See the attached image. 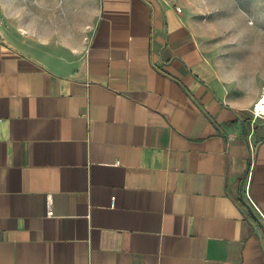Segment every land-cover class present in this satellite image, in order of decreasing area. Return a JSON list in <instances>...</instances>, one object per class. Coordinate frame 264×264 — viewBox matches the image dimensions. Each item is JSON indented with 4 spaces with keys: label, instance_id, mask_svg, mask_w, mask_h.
<instances>
[{
    "label": "crops",
    "instance_id": "crops-1",
    "mask_svg": "<svg viewBox=\"0 0 264 264\" xmlns=\"http://www.w3.org/2000/svg\"><path fill=\"white\" fill-rule=\"evenodd\" d=\"M182 9L0 0V264H264V57Z\"/></svg>",
    "mask_w": 264,
    "mask_h": 264
},
{
    "label": "rangeland",
    "instance_id": "rangeland-1",
    "mask_svg": "<svg viewBox=\"0 0 264 264\" xmlns=\"http://www.w3.org/2000/svg\"><path fill=\"white\" fill-rule=\"evenodd\" d=\"M194 21L200 42L209 41L218 54H259L264 57V0H174ZM182 9V11H183ZM264 58L244 71L248 93L260 95L264 89ZM257 89V90H256ZM257 92V93H256Z\"/></svg>",
    "mask_w": 264,
    "mask_h": 264
},
{
    "label": "built area",
    "instance_id": "built-area-1",
    "mask_svg": "<svg viewBox=\"0 0 264 264\" xmlns=\"http://www.w3.org/2000/svg\"><path fill=\"white\" fill-rule=\"evenodd\" d=\"M174 9L176 10V11H180V8L178 7V6H174ZM261 98H264V89H263V92H262V94L260 95V98H259V100H258V102H257V104H260L261 102H262V99ZM257 104L255 105V107H254V118L256 119V118H262V117H264V116H262V115H259L258 114V110H257ZM247 199H248V201H249V203L251 204V206L260 214V216L262 217V219H263V221H264V216L261 214V212L258 210V208H257V206L254 204V202L250 199V197L248 196V194H247ZM47 216L48 217H52L53 216V212H52V210H51V208H50V202H49V208H48V211H47Z\"/></svg>",
    "mask_w": 264,
    "mask_h": 264
},
{
    "label": "bare ground",
    "instance_id": "bare-ground-1",
    "mask_svg": "<svg viewBox=\"0 0 264 264\" xmlns=\"http://www.w3.org/2000/svg\"><path fill=\"white\" fill-rule=\"evenodd\" d=\"M262 102L257 104L258 114L264 116V98H261Z\"/></svg>",
    "mask_w": 264,
    "mask_h": 264
}]
</instances>
